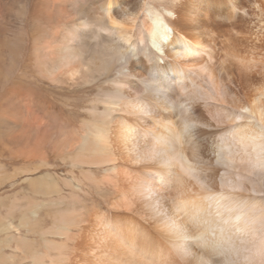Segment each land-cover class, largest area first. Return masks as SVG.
I'll return each instance as SVG.
<instances>
[{
	"label": "bare ground",
	"instance_id": "bare-ground-1",
	"mask_svg": "<svg viewBox=\"0 0 264 264\" xmlns=\"http://www.w3.org/2000/svg\"><path fill=\"white\" fill-rule=\"evenodd\" d=\"M38 1L28 48L0 0V264H264V0Z\"/></svg>",
	"mask_w": 264,
	"mask_h": 264
},
{
	"label": "rangeland",
	"instance_id": "rangeland-1",
	"mask_svg": "<svg viewBox=\"0 0 264 264\" xmlns=\"http://www.w3.org/2000/svg\"><path fill=\"white\" fill-rule=\"evenodd\" d=\"M27 4L30 6V7L28 6V9H30V16L28 17V19H23V18L21 19V17L18 18L17 8H19V6H26ZM14 8L16 9L14 10ZM38 8L40 7H39V3H36V0H21V3L18 5V7H16V5H13L12 12H10V14L6 17V25L10 29V32L16 33L21 38L25 36L24 38L27 40L28 48H29L32 34H34L35 32H39L42 36H45L47 33L46 28H49V30L53 32V30L55 31L56 29L55 27L57 26L53 18L48 17V20H47L45 16L43 18L40 17L41 20L39 22H36V19L34 18H35V15L38 13L36 12ZM23 25L25 27L24 29L25 33L21 31V27ZM150 50L154 53L153 49H150ZM26 54L27 55L25 57V62H23L21 66L20 64L16 63L17 58L6 56L7 60H6L5 73L8 72L11 66L13 68V70H11L12 72H10V74L12 73L11 74L12 80L10 84L5 85L6 88L10 87V85L13 82H16L21 71L27 72V74L30 76L29 78L30 80H32L33 79L32 77L36 75L34 71V67H33L31 49H27ZM13 62L16 66L13 64ZM4 84L5 82L4 80H2L0 83V99L4 97L3 96ZM49 85L50 84L45 83L44 81L41 83L39 82L33 83L32 87L35 90V92L40 96L38 98L41 100V102H45L49 106H51L52 103H54V105L57 107L58 110H61L62 105L68 106L64 108L63 112L58 111L60 112V117H62L63 120L67 119V117L71 119L72 121L79 120V118L83 116L82 107L87 105V102L94 99V97L97 95L96 88H93L92 90L88 91L89 86L80 85V87L79 86L71 87L68 85H63V86H60V88L63 87V91L66 94L65 96L63 95L62 97H59L57 96V92L59 91L60 88H57V86H54V88L52 86L49 87ZM3 147H7L6 142L0 143V151H2ZM6 158H7L6 155L0 158V169L6 165ZM18 166L19 165L17 163L15 167H18ZM19 189L20 188H17V187L11 191L10 189L7 190L6 188L2 189L0 191V194H1L0 204H10L12 201L10 195H12L13 193L17 194ZM2 198L3 200H1Z\"/></svg>",
	"mask_w": 264,
	"mask_h": 264
}]
</instances>
